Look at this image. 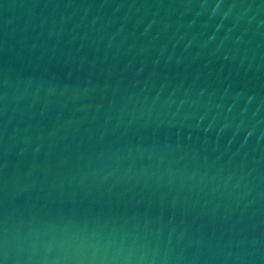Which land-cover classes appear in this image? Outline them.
I'll return each instance as SVG.
<instances>
[{
    "label": "water",
    "instance_id": "1",
    "mask_svg": "<svg viewBox=\"0 0 264 264\" xmlns=\"http://www.w3.org/2000/svg\"><path fill=\"white\" fill-rule=\"evenodd\" d=\"M0 264H264V0H0Z\"/></svg>",
    "mask_w": 264,
    "mask_h": 264
}]
</instances>
